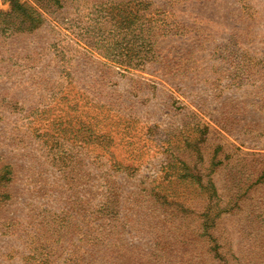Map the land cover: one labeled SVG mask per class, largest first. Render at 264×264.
Returning <instances> with one entry per match:
<instances>
[{
  "label": "rangeland",
  "instance_id": "obj_1",
  "mask_svg": "<svg viewBox=\"0 0 264 264\" xmlns=\"http://www.w3.org/2000/svg\"><path fill=\"white\" fill-rule=\"evenodd\" d=\"M0 264H264V0H0Z\"/></svg>",
  "mask_w": 264,
  "mask_h": 264
}]
</instances>
